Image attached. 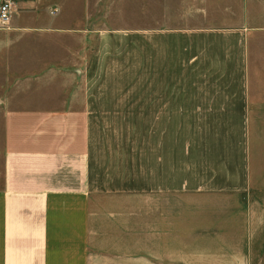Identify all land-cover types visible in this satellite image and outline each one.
Instances as JSON below:
<instances>
[{"label":"crops","instance_id":"obj_1","mask_svg":"<svg viewBox=\"0 0 264 264\" xmlns=\"http://www.w3.org/2000/svg\"><path fill=\"white\" fill-rule=\"evenodd\" d=\"M76 1L0 25V264H264V0Z\"/></svg>","mask_w":264,"mask_h":264},{"label":"built area","instance_id":"obj_2","mask_svg":"<svg viewBox=\"0 0 264 264\" xmlns=\"http://www.w3.org/2000/svg\"><path fill=\"white\" fill-rule=\"evenodd\" d=\"M14 9L13 0H0V25L5 24L10 17V13ZM49 12H56V6H49Z\"/></svg>","mask_w":264,"mask_h":264},{"label":"rangeland","instance_id":"obj_3","mask_svg":"<svg viewBox=\"0 0 264 264\" xmlns=\"http://www.w3.org/2000/svg\"><path fill=\"white\" fill-rule=\"evenodd\" d=\"M102 0L98 1V5H100ZM37 8L38 9H42V10H48V5H54L59 3V0H35ZM63 2V8L62 10H67L69 12V14H71L72 10H74L73 5L77 3L76 0H62ZM129 20V19H128Z\"/></svg>","mask_w":264,"mask_h":264}]
</instances>
